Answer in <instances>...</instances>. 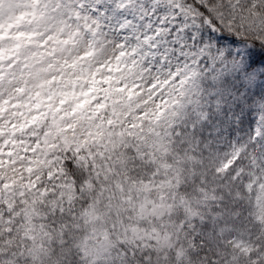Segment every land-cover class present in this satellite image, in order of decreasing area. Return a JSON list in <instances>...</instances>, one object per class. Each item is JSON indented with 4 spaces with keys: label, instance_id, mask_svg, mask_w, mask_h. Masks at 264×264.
<instances>
[{
    "label": "snow or ice",
    "instance_id": "1",
    "mask_svg": "<svg viewBox=\"0 0 264 264\" xmlns=\"http://www.w3.org/2000/svg\"><path fill=\"white\" fill-rule=\"evenodd\" d=\"M0 264H264V0H0Z\"/></svg>",
    "mask_w": 264,
    "mask_h": 264
}]
</instances>
